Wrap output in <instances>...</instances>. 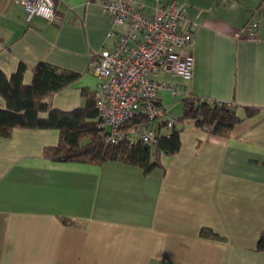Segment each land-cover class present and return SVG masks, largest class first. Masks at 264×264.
Listing matches in <instances>:
<instances>
[{"label":"crops","instance_id":"0c3cea01","mask_svg":"<svg viewBox=\"0 0 264 264\" xmlns=\"http://www.w3.org/2000/svg\"><path fill=\"white\" fill-rule=\"evenodd\" d=\"M21 1L0 0V70L24 63L26 84L40 60L72 70L51 103L84 106L98 82L90 61L113 45L102 0H54L62 20L29 23ZM138 1L151 11L175 1L197 26L192 77L157 79L240 116L257 110L224 137L185 126L179 150L147 172L53 160L43 149L58 128L15 127L0 136V264H264V0ZM252 20L256 33L243 34ZM159 94L168 114L182 112L180 93Z\"/></svg>","mask_w":264,"mask_h":264},{"label":"built area","instance_id":"2783aa9c","mask_svg":"<svg viewBox=\"0 0 264 264\" xmlns=\"http://www.w3.org/2000/svg\"><path fill=\"white\" fill-rule=\"evenodd\" d=\"M21 4L26 23L36 17L62 20L54 0H22ZM101 7L109 16L107 37L113 38V45L93 55L89 64L98 79L95 105L102 118L99 127L112 145L140 140L152 146L160 135L157 125L166 118L168 128L174 122L164 110L159 92L188 95L185 89L157 79L158 74L162 71L183 80L192 77L197 26L187 20L185 7L175 1L153 11L138 0H102ZM257 28V21L252 20L241 32L253 36ZM136 117L138 120L131 121Z\"/></svg>","mask_w":264,"mask_h":264},{"label":"trees","instance_id":"16d2710c","mask_svg":"<svg viewBox=\"0 0 264 264\" xmlns=\"http://www.w3.org/2000/svg\"><path fill=\"white\" fill-rule=\"evenodd\" d=\"M25 70L24 63H19L10 75L0 70V136H10L15 127L58 128L59 141L43 149L45 157L57 161L100 164L119 160L147 172L163 166L162 154L172 155L179 150L180 132L185 126L210 129L215 135L224 137L236 123L257 110L247 108L245 115L240 116L235 107H227L224 102L210 103L208 99L188 94L181 98L182 112L171 115L172 126L168 128V118L164 124L157 125L160 135L154 145L149 146L140 140L112 145L104 139V130L99 127L102 118L95 105V94L90 95L84 106L71 110L55 108L51 103L55 92L77 78L76 72L40 60L32 67V80L26 84L23 82ZM257 247L264 248V232L259 236Z\"/></svg>","mask_w":264,"mask_h":264},{"label":"rangeland","instance_id":"374dc122","mask_svg":"<svg viewBox=\"0 0 264 264\" xmlns=\"http://www.w3.org/2000/svg\"><path fill=\"white\" fill-rule=\"evenodd\" d=\"M179 77V76H178ZM177 108H176V110H173V114H175V113H180V109H181V104L180 105H177L176 106Z\"/></svg>","mask_w":264,"mask_h":264}]
</instances>
